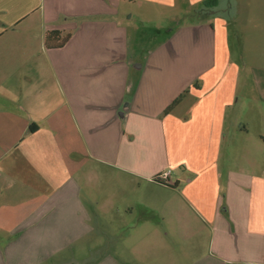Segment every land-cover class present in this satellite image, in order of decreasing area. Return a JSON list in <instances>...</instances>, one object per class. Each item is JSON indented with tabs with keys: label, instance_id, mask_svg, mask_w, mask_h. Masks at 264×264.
Returning a JSON list of instances; mask_svg holds the SVG:
<instances>
[{
	"label": "crops",
	"instance_id": "0c3cea01",
	"mask_svg": "<svg viewBox=\"0 0 264 264\" xmlns=\"http://www.w3.org/2000/svg\"><path fill=\"white\" fill-rule=\"evenodd\" d=\"M213 1L0 0V264H89L78 251L101 245L81 240L117 186L151 195L156 219L183 205L199 217L209 252L195 264H264V161L249 156L264 153V112L241 102ZM127 3L188 22L137 59L130 32L146 19ZM52 30L71 38L50 46ZM101 167L130 177L101 180Z\"/></svg>",
	"mask_w": 264,
	"mask_h": 264
},
{
	"label": "rangeland",
	"instance_id": "374dc122",
	"mask_svg": "<svg viewBox=\"0 0 264 264\" xmlns=\"http://www.w3.org/2000/svg\"><path fill=\"white\" fill-rule=\"evenodd\" d=\"M125 5L135 15L139 14L138 16L143 17L144 14L146 19L145 23L134 21L130 32L131 54L137 59H142L141 57H144L148 50L168 37L170 32L168 28L176 29L178 24H181L183 28V24L188 22V19L183 20L186 11L182 9L176 11L180 22L168 27L163 25L164 11L147 14L135 3ZM215 10L226 20L225 28L230 59H232L230 62L235 63L240 70L238 91L242 96L241 102L248 105L247 115H250L252 120H255L256 116L260 119L256 104L260 105V111L264 112V103L261 101L264 100V0H221L220 6ZM256 93L260 101L254 99ZM255 128L256 124L253 121L250 129L254 131ZM250 136L254 137L255 133L250 132ZM253 150V154H249L251 159L264 161V153ZM86 161L92 162L93 160ZM105 170L104 167L100 169L101 180L130 177L119 170L109 171V174L104 175ZM92 187L86 186V189H92ZM105 190L106 187H103L98 196L101 200L104 198ZM112 192L114 196L111 199V206L95 211L93 214L95 226L96 221L99 220L98 232L81 240V242L99 244L101 250H95L92 253L88 249L78 251L81 253L80 258L90 256L89 264H97L108 255L112 261L104 262V264H115L118 261L120 264H195L197 260H202L207 256L209 249L203 243L207 234L198 233L204 223L190 209L183 205L181 211L185 213V217L182 219L169 217L164 220L161 217L156 219L157 212L151 207L144 206V199L150 204H153V201L149 199L151 195H144L143 189L139 191L135 186L132 189L117 186L114 191L111 189ZM129 208H132V211H129ZM97 213H100L98 219ZM171 220L174 224L172 228H169L172 230L171 234L159 233L158 241H155L156 234L146 233L147 228L155 226V223L161 231H167ZM147 237L151 239L146 241Z\"/></svg>",
	"mask_w": 264,
	"mask_h": 264
},
{
	"label": "trees",
	"instance_id": "16d2710c",
	"mask_svg": "<svg viewBox=\"0 0 264 264\" xmlns=\"http://www.w3.org/2000/svg\"><path fill=\"white\" fill-rule=\"evenodd\" d=\"M217 0H214L213 1V4H217L216 3ZM62 32L59 31V30H52V31H48L47 34H46V42L48 45L50 46H57V47H62L64 46L68 40L71 38V33H67L65 34L64 36L61 35ZM183 95H181L180 97L176 98L166 109V112L170 111L173 106L175 104H177L180 100H181V97ZM158 180H161L159 177L157 178Z\"/></svg>",
	"mask_w": 264,
	"mask_h": 264
},
{
	"label": "built area",
	"instance_id": "2783aa9c",
	"mask_svg": "<svg viewBox=\"0 0 264 264\" xmlns=\"http://www.w3.org/2000/svg\"><path fill=\"white\" fill-rule=\"evenodd\" d=\"M170 173H171V171L170 170H167V171H165L163 174H161L160 176H159V178L160 179H164V180H167L169 177H170Z\"/></svg>",
	"mask_w": 264,
	"mask_h": 264
}]
</instances>
